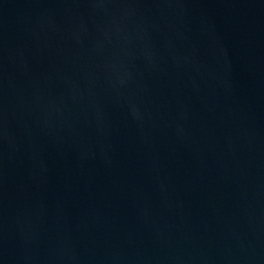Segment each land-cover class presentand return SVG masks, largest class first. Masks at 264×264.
Returning a JSON list of instances; mask_svg holds the SVG:
<instances>
[{"label": "water", "instance_id": "obj_1", "mask_svg": "<svg viewBox=\"0 0 264 264\" xmlns=\"http://www.w3.org/2000/svg\"><path fill=\"white\" fill-rule=\"evenodd\" d=\"M0 264H264V0H0Z\"/></svg>", "mask_w": 264, "mask_h": 264}]
</instances>
